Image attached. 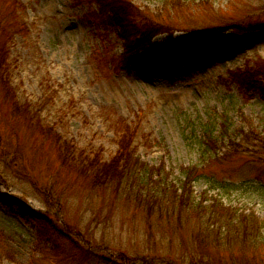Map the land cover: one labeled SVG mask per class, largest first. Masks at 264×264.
Instances as JSON below:
<instances>
[{"label":"rangeland","instance_id":"rangeland-1","mask_svg":"<svg viewBox=\"0 0 264 264\" xmlns=\"http://www.w3.org/2000/svg\"><path fill=\"white\" fill-rule=\"evenodd\" d=\"M132 2L165 32L122 69L97 5L0 0V264H264L262 238L226 239L205 209L264 219V95L231 77L264 64V0ZM169 36L203 49L176 44L166 63ZM127 128L134 157L159 170L104 182L96 165Z\"/></svg>","mask_w":264,"mask_h":264},{"label":"trees","instance_id":"trees-1","mask_svg":"<svg viewBox=\"0 0 264 264\" xmlns=\"http://www.w3.org/2000/svg\"><path fill=\"white\" fill-rule=\"evenodd\" d=\"M79 3L95 4L98 7V13L95 17H100V20H106L105 23L114 24L119 29L118 37L123 43V53L115 58L120 63L122 69H128L130 66L138 65L142 61V53L152 46V39L157 34L165 32L160 23L145 15L144 11L134 5L132 0H74ZM97 15V16H96ZM178 44L179 52L195 53L201 51L203 46H195L191 43H181L180 41H173L172 37H167L164 41V47L159 55L160 59L168 63L174 60L173 49ZM233 46V45H232ZM155 47V46H154ZM181 50V51H180ZM258 68L252 70L250 67L244 70H237L231 73L232 79L241 87L247 90H259L264 95V64H258ZM258 69V70H257ZM0 70H2V63H0ZM1 74V73H0ZM3 75L5 72L2 73ZM3 78H1L2 80ZM5 88V87H4ZM6 91H10L8 87ZM128 127V126H127ZM42 132H47L41 127ZM128 128L124 133H119V144L117 154L111 158L109 162L98 163L96 165V174L99 179H104V182L120 180L127 181L132 177L138 176L141 172L149 170L147 175L152 179L153 173L159 168H147L146 164L140 162L134 157L130 146L132 139L128 136ZM121 165V166H120ZM152 169V171H151ZM193 168H184L183 180L180 181V186L175 191V201H180L181 206H185L192 202L190 184L193 180ZM174 186V185H173ZM176 186V185H175ZM13 205L17 206L20 211L27 208V202L19 197H13ZM200 203L199 210L203 207ZM205 207V206H204ZM205 209H210V215L207 218L208 226L210 222L216 221L222 224L226 230V239L233 237L239 239H257L262 238L264 241V219L260 220L253 213L237 212L235 209L222 207L219 201L212 199L211 204L206 205ZM41 227V224H39ZM213 225V224H212ZM43 228L39 229V233L44 235ZM233 236V237H231ZM3 242V236L0 233V243Z\"/></svg>","mask_w":264,"mask_h":264}]
</instances>
